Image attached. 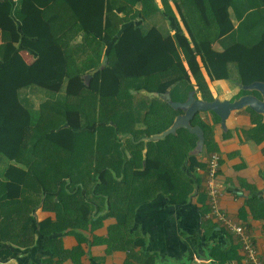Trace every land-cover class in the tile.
I'll list each match as a JSON object with an SVG mask.
<instances>
[{
  "label": "trees",
  "instance_id": "obj_1",
  "mask_svg": "<svg viewBox=\"0 0 264 264\" xmlns=\"http://www.w3.org/2000/svg\"><path fill=\"white\" fill-rule=\"evenodd\" d=\"M160 2L162 7L156 0H18L15 5L0 0V28L19 19L22 45L37 54L27 64L2 30L8 40L0 44L6 62L0 70V159L21 160L34 152L35 163L21 171L25 180L9 172L0 178V204L14 187L26 192L33 185L40 195L42 189L54 192L61 182L60 205L66 208L65 199H78L86 222L94 206L83 187L95 182L98 210L116 219L109 241L125 242L141 205L160 193L173 204L187 201L193 180L184 165L199 166L194 152L199 136L183 126L170 131L183 110L151 93L170 87L171 101L185 102L190 92L212 101L203 68L210 80L264 82V0ZM157 13L170 21L174 34L157 26L144 31L137 22ZM80 33L78 49L71 41ZM216 42L220 50L213 47ZM105 48L107 60L100 68ZM79 51L85 58L77 62ZM28 88L45 92L41 110L23 104ZM245 94L260 97L249 89L235 97ZM248 111L255 135L264 138L263 114ZM191 124L201 127L209 146L211 125L197 114ZM121 135L128 137L123 141ZM124 144L133 161L124 157ZM42 146L45 154L38 156Z\"/></svg>",
  "mask_w": 264,
  "mask_h": 264
},
{
  "label": "crops",
  "instance_id": "obj_2",
  "mask_svg": "<svg viewBox=\"0 0 264 264\" xmlns=\"http://www.w3.org/2000/svg\"><path fill=\"white\" fill-rule=\"evenodd\" d=\"M11 1L14 5L18 2ZM144 22H148L146 28L156 25L163 32L169 30L174 34L176 31L169 20L160 18V13ZM2 30L10 35L5 34L12 39L17 52L27 64L37 60V54L22 45L19 19L16 18L13 25L0 28V44L8 40L3 37ZM82 40L83 33H80L72 39L71 44L79 49ZM213 47L221 49L217 42ZM106 51L105 48L101 64ZM83 58L85 53L79 51L76 54L77 62ZM5 64L0 54V70ZM203 71L213 100H204L199 94V97L194 95L196 99L206 103L215 100L234 102L238 99L235 96L243 88L242 84L230 79L210 80L205 68ZM91 72L88 70L84 74L86 81L90 79ZM0 88L2 97L4 85L1 80ZM23 95V104L33 111L41 110V104L47 98L39 88L24 89ZM151 95L167 100L160 92ZM196 114L211 125L212 138L209 146L203 143L199 150L194 151L199 166L190 169L189 161L185 162L184 171L193 180L192 192L185 203L173 204L160 193L136 210L128 240L110 242V229L116 219L105 215L106 209L98 210L101 205L92 191L95 182L83 187L85 199L94 206L86 222H82L79 215L78 199H65L66 208L60 205L58 194L62 188L61 182H58L54 192L42 189L40 195L33 190V185L26 192L14 187L10 199L0 204V264H246L238 237L209 216L207 160L213 152H218L221 157L217 174V182L223 189L221 207L234 220L249 227L256 247L264 258V138L254 133V116L247 106L230 110L225 118L210 108L200 109ZM127 137L121 135V140L125 141ZM122 150L124 157L133 161L128 145L124 144ZM36 152L38 156L44 155L45 147ZM33 153L21 160L2 156L0 178L5 180L4 174L9 172L15 177L27 179L21 171H26L35 163L31 159ZM64 181L69 183L67 178ZM2 193L4 190H0V199H4ZM35 199L38 202L32 207Z\"/></svg>",
  "mask_w": 264,
  "mask_h": 264
},
{
  "label": "water",
  "instance_id": "obj_3",
  "mask_svg": "<svg viewBox=\"0 0 264 264\" xmlns=\"http://www.w3.org/2000/svg\"><path fill=\"white\" fill-rule=\"evenodd\" d=\"M106 60L107 57L104 58V62L101 64V67L105 66ZM242 87V89L257 90L260 93V97L253 94H245L240 96L234 102L229 100H215L213 102L206 103L203 100L196 99L194 92H190L188 99L185 102H174L171 101L169 90H167L165 93H163L164 97L171 103L172 106L175 108H181L183 110V113L176 117L170 131H174L176 128L183 126L189 128L192 132L197 133L199 136V141L197 147L194 150L196 152V150H199L204 143L201 127L198 125L192 126L190 123V119L193 118L198 110L210 108L217 112L222 118H225L230 110L240 109L247 106L264 115V82L256 81L249 85H242Z\"/></svg>",
  "mask_w": 264,
  "mask_h": 264
},
{
  "label": "built area",
  "instance_id": "obj_4",
  "mask_svg": "<svg viewBox=\"0 0 264 264\" xmlns=\"http://www.w3.org/2000/svg\"><path fill=\"white\" fill-rule=\"evenodd\" d=\"M220 161L221 157L218 152L211 153L207 160L206 193L210 201L209 216L224 226L228 232L238 237L246 264H264V258L256 247L249 227L234 220L221 207L220 200L223 196V189L217 182Z\"/></svg>",
  "mask_w": 264,
  "mask_h": 264
},
{
  "label": "rangeland",
  "instance_id": "obj_5",
  "mask_svg": "<svg viewBox=\"0 0 264 264\" xmlns=\"http://www.w3.org/2000/svg\"><path fill=\"white\" fill-rule=\"evenodd\" d=\"M158 2L160 1V0H157ZM160 4H161V2H159ZM159 4V5H160ZM160 7H162V4L160 5ZM164 15L163 14H161L160 13V18H162ZM145 20V19H144ZM144 20H139V23H140V25H143L142 26V29L144 30V31H146L145 29H149V28H151L152 26H156V25H152V26H150L149 28H146V27H148V22H144ZM159 21H161V20H159ZM143 22H144V24H143ZM154 23V22H153ZM204 72V71H203Z\"/></svg>",
  "mask_w": 264,
  "mask_h": 264
}]
</instances>
